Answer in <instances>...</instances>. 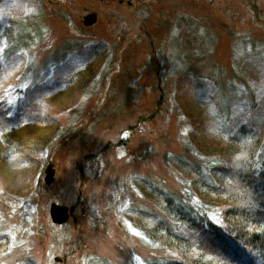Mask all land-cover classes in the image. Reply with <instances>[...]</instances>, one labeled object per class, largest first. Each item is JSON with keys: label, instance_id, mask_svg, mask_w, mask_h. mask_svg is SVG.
<instances>
[{"label": "rangeland", "instance_id": "374dc122", "mask_svg": "<svg viewBox=\"0 0 264 264\" xmlns=\"http://www.w3.org/2000/svg\"><path fill=\"white\" fill-rule=\"evenodd\" d=\"M0 78L10 109L36 84L61 89L50 127L26 136L41 149L24 174L0 162V264H154L161 196L199 194L186 166L218 149L227 118L264 124V0H0Z\"/></svg>", "mask_w": 264, "mask_h": 264}, {"label": "trees", "instance_id": "16d2710c", "mask_svg": "<svg viewBox=\"0 0 264 264\" xmlns=\"http://www.w3.org/2000/svg\"><path fill=\"white\" fill-rule=\"evenodd\" d=\"M64 68L69 70L65 64L59 70ZM53 78L44 80V85ZM61 81L73 80L63 76ZM4 82L0 81V86ZM42 87L36 84L18 92L14 108L0 101V151L6 146L9 153L5 157L0 152V162L9 161L10 170L17 173L24 174L41 149L40 139L26 136L33 127H50L49 110L43 104L52 93L61 91L42 94ZM255 114L227 118L216 132L218 149L211 152V159H207L211 153L203 152L196 161L199 169L186 166L198 176L199 194L191 186L176 199L161 196L156 186L148 187L149 194L161 196L160 212L164 215H143L150 219L148 241L168 255L154 264H264V124L258 123ZM212 210L220 211L219 221L210 216Z\"/></svg>", "mask_w": 264, "mask_h": 264}, {"label": "water", "instance_id": "95a60500", "mask_svg": "<svg viewBox=\"0 0 264 264\" xmlns=\"http://www.w3.org/2000/svg\"><path fill=\"white\" fill-rule=\"evenodd\" d=\"M96 16L97 15L95 13H90L87 16H85L83 19L84 25L90 26L93 23H95ZM45 173H46L45 182L49 184L52 181L54 175V170L51 164L47 166V168L45 169ZM50 215L54 223H58V224L64 223L68 219V208L65 206L52 204L50 209Z\"/></svg>", "mask_w": 264, "mask_h": 264}, {"label": "flooded vegetation", "instance_id": "af4514ba", "mask_svg": "<svg viewBox=\"0 0 264 264\" xmlns=\"http://www.w3.org/2000/svg\"><path fill=\"white\" fill-rule=\"evenodd\" d=\"M89 13H90L89 11L86 12V14H89Z\"/></svg>", "mask_w": 264, "mask_h": 264}]
</instances>
